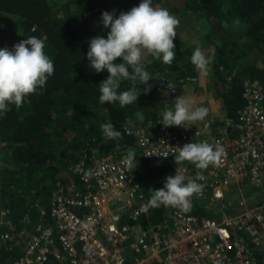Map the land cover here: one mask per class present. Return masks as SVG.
Masks as SVG:
<instances>
[{
    "label": "built area",
    "instance_id": "obj_1",
    "mask_svg": "<svg viewBox=\"0 0 264 264\" xmlns=\"http://www.w3.org/2000/svg\"><path fill=\"white\" fill-rule=\"evenodd\" d=\"M199 71L156 76L158 117L124 125L143 157L174 161L178 145L207 141L223 149L206 168L185 161L187 178L203 185L199 200L215 217L186 214L176 207L163 222L140 227L150 211L135 169L128 171L116 150L81 157L68 168V179L51 193L47 213L24 219L17 231L9 209L0 210V241L19 244L3 264H264V85L247 78L244 100L232 117L218 115L190 128L161 124L179 89L193 84ZM167 153V156H165ZM198 174V175H197ZM236 202H227L228 197ZM15 237L23 239H14Z\"/></svg>",
    "mask_w": 264,
    "mask_h": 264
},
{
    "label": "trees",
    "instance_id": "obj_2",
    "mask_svg": "<svg viewBox=\"0 0 264 264\" xmlns=\"http://www.w3.org/2000/svg\"><path fill=\"white\" fill-rule=\"evenodd\" d=\"M110 0H0V47L11 48L28 36L44 40L45 52L54 61V73L45 86L30 94L20 107L12 104L0 114V210L9 209L18 229L24 219L38 220V209L48 211L55 182L66 181L68 168L85 152L83 142H105L107 150L125 154L128 147L136 150V179L148 201L151 190L163 187L164 178L173 175L174 161L143 157L134 137L123 130L158 117L159 106L150 103L153 76L164 72L174 77L193 74L190 57L194 48L176 53L171 64H165L149 53L142 60L152 73L148 85L137 83V102L121 107L117 103L99 102V84L108 73L94 72L88 65V40L96 35L106 37L108 29L101 24V13ZM121 11L130 10L133 2L117 0ZM184 10L203 19L216 42L212 77L223 112L234 116L243 105L242 83L257 79L264 85V0H180ZM12 25L5 27V20ZM239 20L234 24V20ZM229 24L238 28L232 30ZM117 58L116 62H119ZM155 78V77H154ZM155 82V81H154ZM131 86L123 80L121 90ZM147 98L144 100V98ZM137 112L143 119L137 118ZM134 121L132 125L128 120ZM110 122L121 131L120 138L105 140L100 125ZM235 197V196H234ZM234 197H228L227 202ZM185 212L197 217L212 216L206 203L194 200ZM175 206H150L142 217L145 229L166 219ZM177 208V207H176ZM179 209V208H177ZM7 243V242H6ZM16 256L0 242V264Z\"/></svg>",
    "mask_w": 264,
    "mask_h": 264
},
{
    "label": "clouds",
    "instance_id": "obj_3",
    "mask_svg": "<svg viewBox=\"0 0 264 264\" xmlns=\"http://www.w3.org/2000/svg\"><path fill=\"white\" fill-rule=\"evenodd\" d=\"M100 20L103 28L108 29L106 37L96 35L90 38L86 53L88 65L94 72L108 73L98 87L99 102H118L121 107L136 103L141 93L136 84H146L149 89L152 80V73L142 60L144 53L171 64L176 56L174 38L180 21L167 8L154 6L153 0H140L138 5L121 11L119 15L115 10L103 11ZM233 23L238 24L239 20ZM44 49V40L35 35L23 38L11 48L0 47V114L12 104L20 107L30 94L41 90L54 73V61ZM117 58H120L119 62H116ZM210 59L197 42L190 57L191 63L201 74H207ZM123 80L130 81L131 86L121 90ZM207 113L206 106H194L191 97L181 95L175 99L173 108L163 111L161 124L190 128L195 122L203 121ZM137 118L142 120L143 114L137 112ZM133 123L128 120L129 125ZM100 128L105 140L122 136L121 131L110 122L102 123ZM177 147L178 153L174 154L175 173L164 178L162 188L151 190L148 204L153 207L162 204L175 206L187 212L192 207L189 198L201 192L203 185L194 178H187L186 181L179 166L188 161L197 168H206L220 158L223 149L207 141L188 142ZM121 164L128 171L137 168L135 148L125 150Z\"/></svg>",
    "mask_w": 264,
    "mask_h": 264
},
{
    "label": "rangeland",
    "instance_id": "obj_4",
    "mask_svg": "<svg viewBox=\"0 0 264 264\" xmlns=\"http://www.w3.org/2000/svg\"><path fill=\"white\" fill-rule=\"evenodd\" d=\"M58 1L59 0H54L56 4H58ZM138 4L139 1L133 2V5L130 6V8ZM153 5L167 8L169 12L174 14L180 21L179 25L176 28V37L174 38L176 53L188 47L195 48L196 43L199 42L200 46L205 52V55L211 58L207 74H201L200 72L196 73V80L193 84L191 85L189 84L187 87L179 89L180 96L184 95L185 97H191L192 100L194 101V106L203 105L208 108V113L205 119L203 121L195 122L192 125V127L202 124L206 119H212L218 115H225V113L223 112V107L221 104L220 97L218 96V92L216 91L212 77V65H213L214 57L216 55L215 52L216 42L213 38L208 36L211 33V31L209 30V25L203 19L197 17L193 12L184 10L182 7V2L180 0H153ZM121 7L122 6L120 1L110 0L106 4L104 11L115 10V13L117 14L121 10ZM5 22H6L5 27L8 28L12 25L13 20L8 18L5 20ZM227 27H230L232 30H236L238 28L236 25H231V24H229ZM145 54L148 55L149 53L146 52ZM162 74H166L171 77L173 76L169 72L161 73V75ZM157 75L160 74H155L153 76V81H152L153 87L151 89L152 96L149 100L150 103L154 105H157L156 104L157 97L154 93V81ZM146 98L147 96L144 98V100ZM139 122H135V124ZM93 142L89 144L87 143V141L86 144L83 142V147H84L83 151L85 153L82 156H88L92 154H103L111 151V150H107L105 142L98 141L96 145H94ZM68 177L69 176L65 175L66 180L68 179ZM58 183H63V182L59 180L55 182L53 186H55L56 188ZM235 202H236V197H234L231 203H235ZM12 223H13V219H12ZM13 225L16 231L20 227V226L17 227L15 223H13ZM14 239H23V238L15 237ZM0 242L4 243L7 246V248L11 251L17 253L20 250L19 244L21 243V241L19 240H17L15 243L11 242V244L9 241L6 240H2Z\"/></svg>",
    "mask_w": 264,
    "mask_h": 264
},
{
    "label": "crops",
    "instance_id": "obj_5",
    "mask_svg": "<svg viewBox=\"0 0 264 264\" xmlns=\"http://www.w3.org/2000/svg\"><path fill=\"white\" fill-rule=\"evenodd\" d=\"M169 77H171V76H169ZM172 77H174V76H172Z\"/></svg>",
    "mask_w": 264,
    "mask_h": 264
}]
</instances>
